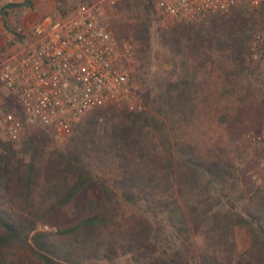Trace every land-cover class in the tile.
I'll list each match as a JSON object with an SVG mask.
<instances>
[{"label": "trees", "instance_id": "16d2710c", "mask_svg": "<svg viewBox=\"0 0 264 264\" xmlns=\"http://www.w3.org/2000/svg\"><path fill=\"white\" fill-rule=\"evenodd\" d=\"M23 4L32 7V0L8 3L0 14ZM125 10L134 21L117 28L138 43L131 75L142 84V103L89 114L60 147L43 129L20 148L0 140V264H96L122 256L133 264H192L187 242L201 264H264V191L257 187L240 210L224 202L243 197L229 166L237 132L227 115L264 111V83L252 81L264 55L256 59L250 48L248 6L233 18L174 22L160 31L170 67L154 87L146 82L154 74V1L127 0ZM201 109L214 132L224 130V147L216 136L201 148L187 129L176 132ZM44 159L50 165L41 167ZM104 169L113 175L97 176ZM61 214L54 229L44 228ZM237 226L249 229L244 250Z\"/></svg>", "mask_w": 264, "mask_h": 264}, {"label": "built area", "instance_id": "2783aa9c", "mask_svg": "<svg viewBox=\"0 0 264 264\" xmlns=\"http://www.w3.org/2000/svg\"><path fill=\"white\" fill-rule=\"evenodd\" d=\"M115 1L91 0L67 15L46 16L29 30L18 27L23 40L0 58V92H8L21 113L57 132L90 110L132 98L131 66L138 45L107 28L106 6ZM153 1L164 27L222 14L243 3L264 5V0ZM21 129L18 112L0 104V140L16 139Z\"/></svg>", "mask_w": 264, "mask_h": 264}, {"label": "rangeland", "instance_id": "374dc122", "mask_svg": "<svg viewBox=\"0 0 264 264\" xmlns=\"http://www.w3.org/2000/svg\"><path fill=\"white\" fill-rule=\"evenodd\" d=\"M88 1L91 0H32V7H29L25 4L18 6H8V13L5 16L0 14V58L7 55L18 45V43H20V41H16L19 38L17 35L18 27L29 30L46 16L59 17L67 15L77 5ZM126 1L127 0H116L114 4H109L106 6V13L103 19L107 28H109V30H111L113 35L116 37H119L117 27L122 28L123 25L120 24H123V21H127V23L134 21L132 18L126 17V14L124 15V12L127 13L125 10ZM22 2H24V0H0V7L5 6L8 3ZM243 4H239L222 14L209 15L204 18V20L202 19V22L206 23L207 20L212 19L211 17L213 16L216 18H233L236 15V11ZM248 9L251 11L247 13L249 18L247 21V27L252 33L250 48L255 52V57L258 59L261 57V55H264V5L259 7L248 6ZM197 22L201 21L198 20ZM116 24L118 26H116ZM172 24L173 23L167 24L166 27H164L163 24L160 26L156 15L153 16V21L150 26L151 50L148 67H152L154 74L149 76L148 81L146 80L148 84L150 83L149 86L152 85L154 87L158 79H162L168 74L167 71H169L168 69L170 67V63L168 60H166V58L168 57L169 52L160 43L159 32L166 29L167 27H170ZM123 32H125L124 29ZM257 35H259V38H257ZM121 37H130L132 39L131 35L128 34H123ZM255 76L252 78V81L262 85L264 83V59L260 63ZM155 77H158V79H155ZM141 85V82L138 84L134 81L135 95H132L133 97L128 101L115 103L116 107L119 109L127 107L129 110L133 111L138 109L139 105L142 103V100L139 96V93L141 92ZM14 102L15 101L8 94V92L5 90L0 92V104L5 105L10 109H14L19 113L20 110L16 108ZM110 106L111 104H109V106H101L86 112L78 119L72 121L69 128L64 132H57L51 128H48L40 124L38 120L30 116H26L20 112L22 116V129L20 135L16 139H11L4 136V139H1V141L15 143V146L20 148L21 142L26 137V135L43 129L49 133V138L53 139V143L57 147H60L72 133V127L75 126V122L86 118L89 114L95 111H102ZM238 116L230 114L227 115L226 119H230L228 128L231 127L235 132H237V134L233 136L235 140L232 142L234 147V159L232 161L230 160L231 163L229 166H231L230 168L233 173L239 175L238 183L240 190L237 189V191H241L243 193V197L233 198L232 201H229V198H225L224 202L227 205H232L234 208L240 210L242 209L244 203L247 202V197H249V194L252 193L257 187L264 191V111L259 112L256 110L253 115L251 113L240 114ZM210 123L211 121H208L206 112L201 109L198 115H195L192 121L178 125L176 127V132L187 129L186 135L190 136V139L198 140L195 144L201 148L206 146L204 144L207 143L209 138L216 136L215 140L224 147V141L226 140L227 136L219 135L220 133H224V130L220 132H214V129H211L209 126ZM214 123L218 124V121H214ZM1 147L2 149L0 154L4 152L2 145ZM21 154L23 155L22 151L19 153V156H21ZM46 165H50V163L47 161V159H44L42 161L41 167ZM105 171H107V169H104L102 172L98 171L97 176H103L107 179L113 175L111 174L113 172ZM113 171L115 173L117 170L114 169ZM63 217L64 214H61L59 218L52 217L50 223L44 226V228L54 229L55 225L61 223V218L64 219ZM234 236L238 250H244L249 246L250 233L246 226H237L235 228ZM185 245L188 251L193 250L190 256H188L192 264H201L199 255L194 253V247L188 242L185 243ZM96 264H133V262L128 256H122L113 262L97 261Z\"/></svg>", "mask_w": 264, "mask_h": 264}]
</instances>
